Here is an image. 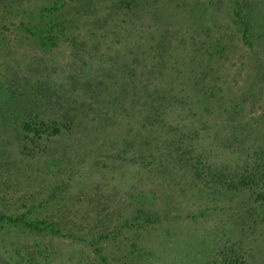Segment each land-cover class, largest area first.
Masks as SVG:
<instances>
[{
  "label": "rangeland",
  "instance_id": "rangeland-1",
  "mask_svg": "<svg viewBox=\"0 0 264 264\" xmlns=\"http://www.w3.org/2000/svg\"><path fill=\"white\" fill-rule=\"evenodd\" d=\"M51 1L0 0V17L5 18V23L12 22L23 16L22 13L27 15ZM213 1L219 3H206V0L154 1L161 2L156 21L167 24L176 34H186L193 28L199 39L214 34L228 38L229 47L217 71L222 96L226 99L240 89L250 87L239 116L242 120H256L260 114L264 116V82L255 75L257 70L250 53L236 41L235 29L224 3L226 0ZM247 1L251 4L259 32H263L264 0ZM68 2L72 3L63 11L67 19L80 11L79 2H90L98 8L96 2L102 7L103 2L110 0ZM4 7L9 8L6 13L1 12ZM101 12L91 15L96 17L94 20H98L99 25L105 18ZM23 22L26 23L27 19ZM106 23L111 26L110 31L115 37L117 31L112 26V18ZM2 35L10 43L8 41V47L0 45V108L8 100L9 80L13 82L11 90L15 92L39 88L43 94L63 91L72 94L83 90L79 87L84 85L81 77L92 78L107 66L104 56L109 53L102 48L105 42L97 46V53L102 54L101 60H93L87 55H74L63 46L52 54L35 52L30 44L12 46L16 37L26 36L13 25L1 30ZM104 36L109 43L116 38L107 32ZM71 61L75 65L70 67ZM74 70L80 73L76 81L72 78ZM217 113L215 111L213 117ZM2 117L1 112L0 210L20 212L32 204L35 206L31 212L33 216H51L74 233H100L103 236L91 246L0 227V264H46L37 257V250L45 253L44 260H49V264H211L221 254L239 252L249 264H264V225L255 215L245 214L243 209L250 201L246 191L228 192L223 182L206 183L203 180L205 171L192 177L188 172L164 176L162 170L140 169L129 161L128 152L116 154L103 149L112 147L109 139L117 141V131L114 135L107 131L102 141L90 138L98 131L96 128L89 130L88 140L86 136L81 137L82 128L72 135H68L69 132L47 136V151L36 156L29 139L22 149L24 141L14 136V126L4 125ZM261 126L264 128V118ZM222 127H215L221 136ZM193 149L197 152L200 147ZM193 149L190 155H194ZM209 150L212 151L211 162H223L225 155L221 149L211 147ZM140 186L145 192L153 191L150 194L153 202L145 200L143 205L144 210L153 213V222L134 231V226L126 227L123 221L132 211V196ZM217 188L219 192H213ZM94 247L99 249L102 259L94 254Z\"/></svg>",
  "mask_w": 264,
  "mask_h": 264
},
{
  "label": "trees",
  "instance_id": "trees-1",
  "mask_svg": "<svg viewBox=\"0 0 264 264\" xmlns=\"http://www.w3.org/2000/svg\"><path fill=\"white\" fill-rule=\"evenodd\" d=\"M68 1L53 0L27 15L22 13L12 22L5 23V18L0 17V31L13 25L26 35L16 37L12 46L30 44L32 50L41 54H52L63 46L74 55L101 60L97 46L105 42L102 48L111 55L104 56L105 69L92 78L81 77L84 85L79 87L83 90L72 94L70 91L43 94L39 88L15 92L9 80L8 100L0 108L1 119L7 127L14 126V136L25 142L22 149L29 139L32 153L39 156L47 151V136L69 132L72 135L82 128L81 137L88 140L89 130L96 128L98 131L90 138L102 141L107 131L112 135L117 131V141L109 139L113 148L103 149L116 154L128 152L129 161L136 167L162 170L164 176L188 172L193 177L205 171L206 183L223 182L228 192L246 191L250 201L243 209L245 214L255 215L264 225V128L261 126L264 116L260 114L256 120H242L239 116L250 87L226 99L222 96L217 71L229 47L228 38L214 34L199 39L193 28L186 34L172 33L167 24L156 21L161 3L154 2L157 0H110L103 2L102 7L96 2L98 8L90 2H79L80 11L67 19L63 11L72 3ZM224 3L237 43L250 53L257 70L255 75L264 82V31L259 32L250 2L226 0ZM7 9L4 7L1 12L6 13ZM101 10L105 18L99 25L91 15L102 13ZM111 18L116 38L106 23ZM106 32L115 38L112 43L105 38ZM8 41L4 35L0 36V45L8 47ZM71 64L75 65L73 61L69 62L70 67ZM73 73L76 81L80 73L77 70ZM215 111L218 113L214 118ZM220 125L222 136L215 129ZM193 147L200 149L196 152ZM211 147L224 152L220 164L209 160ZM192 149L194 155H190ZM152 192H145L140 186L134 193L132 211L124 218V226H134L136 231L153 222V213L143 208L145 200L153 202ZM213 192H219L218 188ZM34 207L29 204L20 212L0 210V227L83 245L93 246L102 240L100 233H74L51 216H33ZM40 208L45 207L40 205ZM93 252L103 258L97 247ZM36 255L49 264L43 251L37 250ZM211 264L249 263L239 252L221 254Z\"/></svg>",
  "mask_w": 264,
  "mask_h": 264
}]
</instances>
